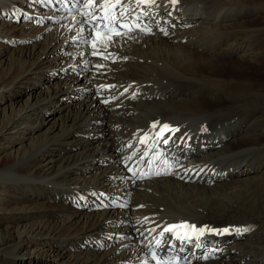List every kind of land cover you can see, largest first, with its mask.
<instances>
[{
	"label": "bare ground",
	"instance_id": "6f19581e",
	"mask_svg": "<svg viewBox=\"0 0 264 264\" xmlns=\"http://www.w3.org/2000/svg\"><path fill=\"white\" fill-rule=\"evenodd\" d=\"M76 1L67 0L69 4ZM111 4L128 17L135 12L146 21L139 27L146 25L147 32L107 39L88 29L90 19L81 12L76 18L66 15L58 0H0V56L14 50L20 65L0 96L8 92L14 100L16 88L24 82L35 91L38 86L53 87L57 76L65 77L14 123L33 115L43 117L57 101L64 102L59 106L63 110L85 89L96 93L88 105L70 115V125L0 169V185L52 199L67 195L62 198L65 204H47L39 211L67 216L55 235H47L54 245L92 246L88 259L75 264H171L178 243L164 229L184 222L213 229L229 225L228 232L234 233H222L223 241L236 240L220 251L219 261L203 264H241L248 257L245 264H262L264 199L257 189L264 175L253 177L248 184H257L245 188L232 187L239 181H231L251 178L248 174L264 168V133L259 132L264 127V44L248 46L259 33L264 35V25L248 23L260 15L258 9L251 11L248 3L236 0H178L175 4L171 0L151 4L111 0ZM240 4L245 5L242 13L247 16L243 22L230 19L220 27L218 17L224 12L220 11ZM143 7L153 13L148 16ZM12 16L28 23L11 32L7 27L13 26L5 20ZM241 32L251 52L243 50L245 46L228 47ZM172 34L173 38L166 37ZM18 43L25 46L15 47ZM241 50L243 56L236 57ZM28 58L34 62L25 68ZM124 59L125 64L112 67L115 60ZM229 64L236 69L245 65L249 75L227 69ZM207 124L212 135L197 131ZM155 127L166 132L172 143L176 141L174 151L179 157L185 156L187 146L229 137L235 127L237 138L215 154L191 159L177 173L161 155L165 139L161 133L156 135ZM52 145L69 156L53 159ZM58 160L61 167L47 173ZM133 163L138 167H126ZM140 174H144L141 181ZM250 214L260 215L255 220ZM249 224L259 229L244 242L245 237L238 234L248 233ZM24 237L26 233H21L3 243L0 254L14 256ZM154 254L159 260L153 259Z\"/></svg>",
	"mask_w": 264,
	"mask_h": 264
},
{
	"label": "rangeland",
	"instance_id": "374dc122",
	"mask_svg": "<svg viewBox=\"0 0 264 264\" xmlns=\"http://www.w3.org/2000/svg\"><path fill=\"white\" fill-rule=\"evenodd\" d=\"M228 1L231 2L233 0ZM236 1L248 3V7H251L252 9L251 11L258 9L260 15L252 17L248 22L249 26L260 27L264 25L262 24V18H264V0ZM233 7L234 8L232 10L220 11H224L223 13H220L218 17L220 27L227 24L230 19H236L237 23L239 24L243 22L245 17H247L246 15L243 16L242 13V8L245 7V5L240 4ZM12 26L13 27H7L11 32H13L14 29L17 28L16 25ZM237 35L238 36L234 38L237 40L231 39L232 41L230 42L228 47L236 46L235 48L243 49L242 46H245L246 49L244 48L243 50H245L246 52H251V48H249L251 47V45H256L257 43H261L262 45L264 44L263 34L259 33L253 40H250L251 44L248 45L249 47L246 46L247 39L243 40V38L245 37V32H241ZM32 44L34 43H30L29 45L32 46ZM18 45L19 46L15 47L25 46V44L19 43ZM245 51H238L239 54L236 57L243 56ZM253 56L256 57L255 54ZM17 58L18 52L10 49L0 56V90L3 89L5 85L11 84L14 78L17 76L20 67V65H18L14 60ZM32 62H34V59L29 60L28 58V63L25 68L30 67ZM226 68L232 70L233 72H236L239 75H249V69L243 64L237 69L232 67V64L227 65ZM58 77L59 76H57V78ZM63 78L64 77H61L59 78V80L54 79L52 83L53 87H49V85L51 84H47L46 86L43 85L36 87L35 91H32L29 88L27 89L26 82H24L16 88L18 94L15 96L14 100H11L10 94L8 92L2 93L6 98L0 96V169L7 167L8 165H12L15 160L20 159L24 156V154H28L33 149V145L37 147L41 146L47 140H49V138H53L61 130H63L65 126L71 124L69 118L72 113L74 114L75 112H77L78 109L83 105H88L89 99H92L93 96L96 97L95 92L85 89L78 94L80 95L79 97H76L75 100L66 104L67 107L63 110H60L59 106H62L64 102L57 101V104H53L50 111H47L43 117L33 115L31 118L24 117L23 119H20L15 123L13 122V120L18 115L24 112V110L30 108L33 104H36L40 99L49 96L48 89L53 91L55 87L54 84L62 83L64 80ZM83 100H86V102ZM254 119L255 118H253V120ZM6 120H9V123H6ZM259 132L264 133V127L259 128ZM71 140L72 139H68V141ZM95 145H97V143ZM50 149L55 150V152H53V154H55V156H53V159L55 160H57L59 157L57 155H60V157L69 156L68 153L60 152L56 145L50 146ZM76 151H82V148H78ZM49 158L51 159L52 157ZM61 165L62 160L56 161L52 164L53 169L51 168L47 173H55L59 169V167H61ZM263 172L264 168L261 171H256V173H253L251 178L234 179L239 182L233 183L232 187H238L237 185L242 188H245L247 186H255L257 184L256 182L250 183V185L248 183L250 181H254L252 180V178H255L256 175H264ZM248 175L250 176V174ZM69 180H71V178ZM259 180L260 179H258L257 181ZM226 188L230 189L229 186ZM226 188L223 191L221 190V192H226ZM257 190L260 192L262 198L264 199V180L260 181ZM221 192L219 194H221ZM230 192L231 191H228V193ZM36 193L32 195L28 191H25L23 193L19 190L12 191L0 185V246L5 242L14 240L18 237L19 234L26 233V237L23 238L24 242L21 244L19 250L14 254V256L0 254V264H75L79 261L83 262L85 261V259H88L87 254L89 255V251H93V248H91L92 246L83 244L79 245V243H77L74 247L64 246L66 247L64 248L60 245H54L55 242L47 238V235H49L50 233H54L53 235H55V233L63 225L62 220L67 218V216L62 212H49V214L48 212H40L39 210H41V208L45 206H48L47 204H55V206L56 204H65V200H62L64 193L58 194L54 199L49 198V195L47 194L46 196L44 195L45 197H41ZM17 195H21L24 199H18ZM70 205L71 202L66 203V206L69 207ZM34 209L36 211L34 213H30ZM45 213H47L48 215ZM62 215H64L65 217ZM40 225H43L45 227L47 226L48 228H41ZM249 240H244V242ZM107 241L111 240L109 239ZM84 249L91 250L88 251ZM94 250L97 251L98 249ZM77 254L80 255L77 257ZM249 260L250 257L245 259L241 264H245L244 262L247 263ZM230 262L231 261H229L228 263ZM262 264H264V261L262 262Z\"/></svg>",
	"mask_w": 264,
	"mask_h": 264
},
{
	"label": "snow or ice",
	"instance_id": "6c2138e0",
	"mask_svg": "<svg viewBox=\"0 0 264 264\" xmlns=\"http://www.w3.org/2000/svg\"><path fill=\"white\" fill-rule=\"evenodd\" d=\"M92 2H94V0H92ZM117 2H119V0H117ZM154 2H155V0H138V3H149V4H151ZM171 2L173 4H175V3H178V0H171ZM110 3H111V0H106L105 5H102V7L107 8ZM114 6L115 5H112V7H114ZM105 18H109V14L107 12L105 13ZM112 18L114 19L115 17H112ZM109 31H112V29H109ZM115 34L120 35V32L116 31ZM163 128L167 129L168 131H172V129L168 125H164ZM188 231H191L192 233H194L198 238L199 236H202L205 231H212V230L206 229V228L197 229L195 225H189L186 223L174 224V225L168 226L164 229L165 233L171 234L172 236H174L177 240H179L182 243L189 239ZM224 231H228V230L225 229ZM245 231H247V229H245ZM160 243H161V241L158 240L157 245H159ZM153 259H155V256H153Z\"/></svg>",
	"mask_w": 264,
	"mask_h": 264
}]
</instances>
